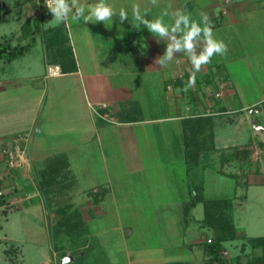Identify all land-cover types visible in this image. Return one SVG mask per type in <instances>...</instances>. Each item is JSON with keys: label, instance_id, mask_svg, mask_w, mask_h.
<instances>
[{"label": "crops", "instance_id": "0c3cea01", "mask_svg": "<svg viewBox=\"0 0 264 264\" xmlns=\"http://www.w3.org/2000/svg\"><path fill=\"white\" fill-rule=\"evenodd\" d=\"M12 1L14 15L8 23L1 9L3 42L35 44L39 38L50 55H62L58 47L65 33V42L76 41L78 53L92 55L72 66L61 58H43V68L0 79V115L13 118L0 131V194L7 206L30 209L46 221L54 264H213L203 248L213 239V230L202 225L209 200L220 201L215 217L222 215L233 226L235 235L223 242V256L231 260L245 253L241 244L259 236L243 235L239 251L230 255L225 244L238 236L227 215L233 201L207 195L204 178L196 185L193 174L198 167L206 170L200 162L212 150H219L220 157L228 153L226 162L238 165L264 144L263 135V140L229 144L233 140L226 139L218 145L214 134L217 126L239 123L241 113L249 110L243 116L259 132L264 130L252 118L264 112V0H158L155 5L151 0H108L117 12L126 10L128 19L121 22L117 15L112 23L59 26L36 0ZM135 5L148 9V20L167 11L164 22L169 25L177 11L190 13L197 22L206 13L227 53L214 56L196 74L194 86L183 91L193 71L188 56L177 53L167 66L156 65L168 41L143 25L133 26ZM91 43L108 47L90 51L86 45ZM49 68L56 73L50 74ZM246 92L254 93L253 98ZM101 103L106 107L98 108V116L92 106ZM24 131L28 141L20 165L10 169L1 146ZM252 182L240 183L248 188L260 180ZM245 199L243 195L240 200ZM134 203L142 210L129 206ZM170 204L177 208L156 211L157 205ZM199 204L200 217L193 213ZM57 236L65 238L64 246L53 244Z\"/></svg>", "mask_w": 264, "mask_h": 264}, {"label": "rangeland", "instance_id": "374dc122", "mask_svg": "<svg viewBox=\"0 0 264 264\" xmlns=\"http://www.w3.org/2000/svg\"><path fill=\"white\" fill-rule=\"evenodd\" d=\"M10 1L3 0V4H0V22L3 16L1 9L5 11L4 19H6V23H8L14 15L11 12L13 1ZM7 8L10 9V16V13L6 11ZM66 37L67 35H65V33H62L60 37L62 39L58 48H61L60 53L62 55H50V53L46 51L48 47L45 41L42 42L37 38L36 43L31 44L28 51L23 56H19L17 60L12 62L3 59L0 60V79H13L18 73L23 74L28 69L43 68V58L49 60L61 58L67 66H72L73 62H76V60L83 64L89 59V56H92L78 53L76 41H72L70 45L68 41L65 42L67 40ZM2 42L0 36V44ZM21 44L25 45L26 41H23ZM97 46L108 47V44L98 45L91 43L86 45V47H89L90 51L97 50ZM76 77L77 76H74L72 79L70 78V85L74 83ZM246 78L247 77H243L242 79L246 81ZM12 89L13 88H10L9 90ZM246 94L248 98H253L254 96V93L251 92H246ZM246 114H250V110L247 113H241L239 123L237 124H226L222 127L217 126L216 129H214V134L216 135L215 143L219 145L221 142L220 140L224 142L226 139L233 140L230 141L231 143L229 144L263 140L264 130L259 132L257 127H254V122L252 123L253 126H251L248 118L243 116ZM233 116L235 117L236 115ZM252 118L259 121L264 126L263 111L259 114L256 113ZM12 122L13 118L11 115H0V131L1 129L10 127ZM21 133L24 134L26 131ZM222 156L223 157L219 156V150H212L210 154L208 152L207 156H204L205 158L202 157V162H200L201 165L207 166L206 170L203 171L202 168L198 167L194 171L193 180L195 181L194 183L198 185L202 184V179L204 178L206 194L209 196H225L232 199L233 207L227 211V215L236 227L238 236L234 241H228L225 245L227 246L226 250L228 253L234 255L239 251L237 249H239L240 243H242L243 235L248 237L264 236V185L261 183L264 182V144L260 146L259 152H257L254 157L246 159L242 164L236 165V163L231 161L226 162L225 159L231 157L228 153H224ZM219 169H222L226 173L218 172L217 170ZM227 173H235L236 177L230 176L229 174L227 175ZM180 175L184 178L183 171ZM191 176L192 173L189 177ZM254 178L260 180V183L251 184L248 188H246L248 184L244 183V185H241L240 183L241 181L252 182ZM133 179L136 180L137 178L133 175ZM19 182L21 184L23 181L20 179ZM243 195L246 196V199L241 201L240 199ZM15 206L16 205H9L0 210V264H54L56 257L49 250L50 242L47 236L49 230L47 229L48 227H46V221L33 211H30V209L25 211L23 208L15 209ZM129 206L136 211L142 210L140 209L142 205L139 203H134ZM156 208V211L159 213L164 211L171 212L173 209L177 208V204H170L162 207L157 205ZM162 208H164V210ZM149 209L150 212L155 211L151 207ZM122 211L125 210L122 209ZM193 213L195 216L200 217L202 214V205L199 204ZM71 238L74 239L76 237L74 236ZM52 239L54 240L53 244L56 243L57 245L59 243L58 247L64 246V242L61 244L62 239L65 240L64 237L57 236ZM241 245H245L243 248L246 249V252L240 254L241 257L243 256V259L240 257V262L238 264H249L248 261L251 259L252 254L261 253V248H252L249 246V243H242ZM235 258L234 256L231 258V260H234L232 264H235Z\"/></svg>", "mask_w": 264, "mask_h": 264}, {"label": "clouds", "instance_id": "9594fccd", "mask_svg": "<svg viewBox=\"0 0 264 264\" xmlns=\"http://www.w3.org/2000/svg\"><path fill=\"white\" fill-rule=\"evenodd\" d=\"M151 3L155 5L158 0H151ZM45 5L53 16L55 26L81 21L112 23L113 17L117 15L121 22L128 19L126 10L120 9L117 12L108 0H96L95 3H89L88 0H45ZM147 14L148 9L141 10L139 5L133 6L132 15L136 22L133 26L137 28L138 25H143L150 33L159 37V40L168 41L164 54L156 59L155 64L167 66L174 61L177 53L186 54L192 64L193 71L183 91L194 86L196 74L210 64L214 56L227 53V45L215 38L213 26L206 13L197 22L190 13L177 11L171 25L164 22L167 11L153 20L146 19ZM202 44L203 48L198 52L197 49Z\"/></svg>", "mask_w": 264, "mask_h": 264}, {"label": "trees", "instance_id": "16d2710c", "mask_svg": "<svg viewBox=\"0 0 264 264\" xmlns=\"http://www.w3.org/2000/svg\"><path fill=\"white\" fill-rule=\"evenodd\" d=\"M32 41L26 43L25 45H14L11 46L8 42H2L0 44V60L12 61L15 58L21 56L29 46H31ZM189 121H187L188 125ZM194 124L191 126L193 127ZM196 129L200 127L199 123H196ZM194 126V127H195ZM193 130V129H192ZM198 133H195L197 136L199 135L200 130H196ZM193 133V131H192ZM193 136V135H192ZM199 144V141H196V145ZM186 149L189 153L188 146V138L186 139ZM196 200L194 199L189 206H192ZM220 201L209 200L205 202V218L202 221L203 226H207L213 230V239L207 240L204 245V252L209 256L211 262L213 264H232L231 260L226 259L223 256V242L234 238L233 226L231 225L229 220L223 218L222 215L215 217L214 208L216 207ZM7 206L6 198L3 194H0V207ZM250 247L252 248H261V253L252 254L251 259L248 261L249 264H264V237H252L248 239ZM243 246V245H242ZM245 246V245H244ZM244 248L242 247V250ZM241 255L236 256L235 264L240 262Z\"/></svg>", "mask_w": 264, "mask_h": 264}, {"label": "built area", "instance_id": "2783aa9c", "mask_svg": "<svg viewBox=\"0 0 264 264\" xmlns=\"http://www.w3.org/2000/svg\"><path fill=\"white\" fill-rule=\"evenodd\" d=\"M38 3L43 5L45 9H48L45 5V0H36ZM50 74H55V71H51L48 69ZM106 107L105 103H101L99 105L92 106L93 110L96 112L98 116L101 114L98 112V108ZM28 141V133H18L9 138H7L2 146L1 153L4 157L5 163L8 168L13 169L20 165V161L22 159V155L24 153V147Z\"/></svg>", "mask_w": 264, "mask_h": 264}]
</instances>
